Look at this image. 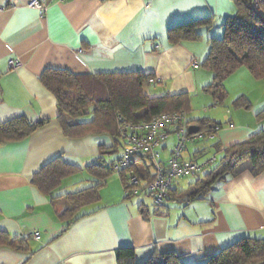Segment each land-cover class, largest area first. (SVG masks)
I'll return each mask as SVG.
<instances>
[{
    "label": "crops",
    "instance_id": "1",
    "mask_svg": "<svg viewBox=\"0 0 264 264\" xmlns=\"http://www.w3.org/2000/svg\"><path fill=\"white\" fill-rule=\"evenodd\" d=\"M27 3L0 0V124L17 117L44 123L23 139L0 143V231L12 236L37 231L40 237L28 239V251L0 247V264H116L115 251L128 246L136 264L166 252L178 254L184 264H203L241 238L264 239V171L244 170L217 181L204 197L187 203L180 200L194 185L182 189L176 181L156 214L144 199L125 198L121 176L111 173L99 200L81 209L83 216L71 223L57 217L66 206L64 194L91 185L95 178L86 166L96 162L99 145L112 139L63 135L56 99L39 81L47 68L90 75L141 72L152 76L143 84L152 95H187L186 120L220 124L201 141L202 149L188 151L187 141L189 157L216 150L215 143L222 155L264 128V82L245 67L225 78L222 104L204 90L213 75L202 62L209 40L222 37L223 20L235 11L232 0H51L43 14ZM209 15L213 22L197 28L198 38L169 39L173 26ZM9 60L19 65L11 68ZM238 97L250 107L226 109ZM174 143L170 135L158 146L162 160ZM58 156L76 172L45 194L31 178Z\"/></svg>",
    "mask_w": 264,
    "mask_h": 264
},
{
    "label": "trees",
    "instance_id": "2",
    "mask_svg": "<svg viewBox=\"0 0 264 264\" xmlns=\"http://www.w3.org/2000/svg\"><path fill=\"white\" fill-rule=\"evenodd\" d=\"M232 2L235 11L223 20L222 37L209 40V52L202 62L203 67L213 75V81L205 86L204 90L211 94L215 104H222L227 98L223 83L237 68L243 66L254 79H264V0ZM212 22L213 16L209 15L180 23L168 30L169 39H196L199 37L197 28L209 27ZM151 77L141 72L90 75L52 68H47L40 74L39 81L56 99L57 121L65 137L107 135L112 139L110 145H99L96 162L86 166L88 173L95 178L91 185L64 194L66 206L57 213L58 219L71 223L85 214L81 212L84 206L99 200L101 184L114 173L112 168L120 159L123 140L117 132L119 117L137 121L166 112H186L188 109V96L185 94L152 95L146 92L143 84ZM233 106L249 108L250 103L245 98L238 97L233 101ZM42 123L44 121L31 123L23 117L5 121L0 124V143L23 139ZM191 123L198 126L199 132L211 136L220 125L206 118L190 122L187 120L188 125ZM215 147L217 150L218 144L215 143ZM199 154L200 152L196 151L194 157L188 159L199 160ZM244 170L253 175L264 171V128L247 140L225 148L214 166L195 178L194 189L187 192L180 201L187 203L202 198L215 182L234 177ZM75 172L73 166L58 156L41 167L32 176L31 183L41 192L52 194L63 178ZM118 174L124 184L126 174L123 171ZM172 186L167 200L170 199ZM124 189L123 185V193ZM124 197L129 198L125 193ZM161 208L151 206L152 213L160 212ZM31 233L12 236L0 231V247L28 251ZM115 257L116 264H136L133 247L118 248ZM141 264L184 262L178 254L166 252L154 253ZM203 264H264V239L241 238L217 253L207 256Z\"/></svg>",
    "mask_w": 264,
    "mask_h": 264
},
{
    "label": "built area",
    "instance_id": "3",
    "mask_svg": "<svg viewBox=\"0 0 264 264\" xmlns=\"http://www.w3.org/2000/svg\"><path fill=\"white\" fill-rule=\"evenodd\" d=\"M51 0H28V6L43 14ZM65 1V0H58ZM17 60H9L8 66L16 68ZM152 82V80H149ZM185 112H166L144 120L118 118L117 132L123 140L119 161L114 164V173L123 171L125 196L146 195L152 199V207H163L172 183L177 178L198 177L211 163L215 154L205 160L184 159L187 141L208 140L211 135L202 132L189 133ZM170 135L175 143L165 160L160 158L158 146ZM30 236L39 239V232Z\"/></svg>",
    "mask_w": 264,
    "mask_h": 264
},
{
    "label": "rangeland",
    "instance_id": "4",
    "mask_svg": "<svg viewBox=\"0 0 264 264\" xmlns=\"http://www.w3.org/2000/svg\"><path fill=\"white\" fill-rule=\"evenodd\" d=\"M262 81H259V82H264V79H260ZM145 90L151 94H154V91L149 89L147 86H145ZM227 100V99H226ZM232 107L233 108V105L231 104V106H228L226 107L227 108H230ZM225 109V107H224ZM202 139H198L197 141L194 142V144L191 143V141L189 140L188 141V146H187V150L192 152L194 149H202L203 148V143L201 142ZM215 154L216 156V159L218 160L221 153L220 152H216V150L214 148L212 149H209V150H206L203 155L201 157H199V160H205V159H208V158H211L213 155ZM183 158L184 159H188V153L187 151L184 150L183 152ZM216 162V161H215ZM215 162L211 163L210 165L214 164ZM205 171V170H204ZM203 173V172H202ZM201 173V175H202ZM111 176H114L116 177L115 173H112ZM195 176H187V177H182V178H177L173 181V185L175 186L178 182V187L179 188H187L188 186L190 185H193V181L195 180ZM177 181V182H176ZM175 183V184H174ZM134 201H139V200H143L147 203V204H150V206H152V199L149 197V196H146V195H143V194H140V195H135L133 196L132 198Z\"/></svg>",
    "mask_w": 264,
    "mask_h": 264
},
{
    "label": "water",
    "instance_id": "5",
    "mask_svg": "<svg viewBox=\"0 0 264 264\" xmlns=\"http://www.w3.org/2000/svg\"><path fill=\"white\" fill-rule=\"evenodd\" d=\"M189 133H195L198 131V126L196 125H190L188 128Z\"/></svg>",
    "mask_w": 264,
    "mask_h": 264
}]
</instances>
